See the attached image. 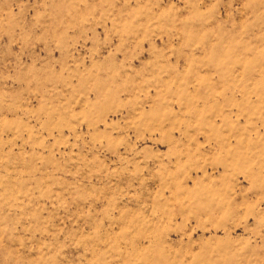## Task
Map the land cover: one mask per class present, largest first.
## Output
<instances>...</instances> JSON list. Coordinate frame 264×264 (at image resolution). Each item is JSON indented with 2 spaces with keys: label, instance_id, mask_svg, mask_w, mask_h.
Returning <instances> with one entry per match:
<instances>
[{
  "label": "rangeland",
  "instance_id": "rangeland-1",
  "mask_svg": "<svg viewBox=\"0 0 264 264\" xmlns=\"http://www.w3.org/2000/svg\"><path fill=\"white\" fill-rule=\"evenodd\" d=\"M0 264H264V0H0Z\"/></svg>",
  "mask_w": 264,
  "mask_h": 264
}]
</instances>
